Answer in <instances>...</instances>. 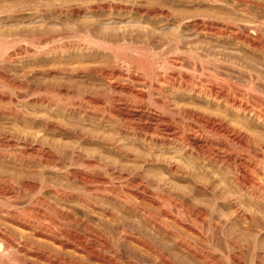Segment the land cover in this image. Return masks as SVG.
<instances>
[{"label": "bare ground", "instance_id": "obj_1", "mask_svg": "<svg viewBox=\"0 0 264 264\" xmlns=\"http://www.w3.org/2000/svg\"><path fill=\"white\" fill-rule=\"evenodd\" d=\"M125 17L153 30L102 27ZM17 18L24 37L0 28V264H179L162 240L264 264V0H0V25Z\"/></svg>", "mask_w": 264, "mask_h": 264}, {"label": "rangeland", "instance_id": "obj_2", "mask_svg": "<svg viewBox=\"0 0 264 264\" xmlns=\"http://www.w3.org/2000/svg\"><path fill=\"white\" fill-rule=\"evenodd\" d=\"M83 17V19H85L84 17H85V15L84 16H82ZM56 18V17H55ZM54 18V16L52 17H49L48 19L49 20H51L49 23H47L46 25H48L47 27H46V25L45 26H43V27H45L47 30H49V32L50 31H52V30H54V32H55V30L57 31V29L58 28H61V29H63V28H68V30H70V28L71 29H73V31H74V29H75V31H76V29L77 28H75V27H77L78 25H76L75 23H73L72 21H69V22H72V23H69V22H67L66 20H62V21H56L57 19H55ZM18 19V20H17ZM17 19H14V20H8V21H3V24L5 25V26H7V27H4V26H2V25H0V28H2L4 31L6 30L7 31V36H8V39L10 40V38H11V40H13L14 38L16 39H18L19 37H24V35H26L27 33L25 32V31H27L28 29H26V28H30V26L28 25V21L27 20H24V19H22L21 18V20H20V18H17ZM54 19V20H53ZM123 19V20H122ZM125 19V20H124ZM121 20V21H120ZM128 20V21H127ZM10 21H12V22H10ZM13 21H14V23H13ZM52 21H53V23H52ZM56 21V22H55ZM8 22L10 23V24H8ZM18 22V23H17ZM22 22H24V23H22ZM55 22V23H54ZM60 22V23H59ZM64 22V23H63ZM6 23H7V25H6ZM11 23H13V24H11ZM23 25L24 24V26H22L21 24ZM25 23H26V26H25ZM63 23V25L62 26H60L61 24ZM69 23V24H68ZM112 23V24H111ZM141 22H138V20H136V19H134V20H132V19H129L128 17H125V18H121V19H116V21H114V24H113V22L112 21H108V20H106L105 19V21H103V23H101L102 25H98L99 27H103L104 28V30L106 31H108V30H110V29H112V28H114V26H115V28L117 27V28H120L121 27V29H139L140 27V29H144V31L146 30H151L153 27L151 26V25H146L147 23H141ZM15 24H18V25H15ZM68 24V25H67ZM73 24V25H72ZM117 24V25H116ZM11 25V26H10ZM15 25V26H14ZM21 25V26H20ZM51 25V26H50ZM53 25V26H52ZM57 26V27H55V26ZM65 25V26H64ZM111 25H114V26H111ZM21 27V28H23V29H19L18 27ZM60 26V27H59ZM64 26V27H63ZM68 26V27H67ZM69 26H70V28H69ZM74 26V27H73ZM97 26V27H98ZM110 26V27H109ZM152 28H151V27ZM161 26H162V28H161ZM10 29H9V28ZM14 27V31L12 30V28ZM48 27H49V29H48ZM50 27H51V30H50ZM54 27V28H53ZM80 26H78V28H79ZM86 27V29H90V31H92L93 30V28H95V26H91V27H89V26H85ZM88 27V28H87ZM101 27V29L100 30H103V28ZM109 27V28H108ZM129 27H131V28H129ZM172 26L171 25H158V26H156V27H154V28H156V29H154L155 31H157V32H155L156 34H163V35H165L164 33L166 32V34L169 32L170 33V31H172V29H173V27L171 28ZM81 28V27H80ZM107 28V29H106ZM148 28V29H147ZM160 28V29H159ZM16 29H19V30H21V31H16ZM25 29V30H24ZM45 29V30H46ZM92 29V30H91ZM96 29H98V28H96ZM168 29V30H167ZM24 30V31H23ZM59 31H61L60 29H58ZM153 30V29H152ZM151 30V31H152ZM165 32H164V31ZM5 31V32H6ZM8 31H9V33H8ZM13 31V32H12ZM160 31H161V33H160ZM23 32V33H22ZM24 32H25V34H24ZM46 32V31H45ZM58 32V31H57ZM12 33V34H11ZM16 33V34H15ZM15 36H14V35ZM18 34V35H17ZM10 35V36H9ZM18 37H17V36ZM52 41V40H51ZM19 45V46H18ZM16 47H11V49L9 48L8 49V52H14V51H16V50H18V49H20L21 47L22 48H24L25 47V45H26V43H19ZM52 45H54L53 43H51L50 44V46H52ZM12 50V51H11ZM71 53H75V52H71ZM87 53V52H86ZM157 54V53H156ZM102 56H104V57H102ZM99 55L98 57L99 58H101L100 60H99V58L97 59V62L98 63H100L101 65H103L104 64V67H107V68H115L116 70H127L126 68H127V64L125 65V63H121V62H119V63H115V61L114 60H112L113 58L112 57H110V56H106V54L105 55ZM106 56V57H105ZM156 55H154L153 57L150 55V57H149V61L151 62V64H152V66H151V68H150V71L154 74V73H156V75L157 74H159L160 72L162 73V71H163V67H165L164 66V61H167L168 59H169V57L167 56V55H159V54H157V56L155 57ZM159 56V57H158ZM166 56H167V58H166ZM110 57V58H109ZM105 58V59H104ZM130 59V58H129ZM139 59V58H138ZM138 59H137V62H138ZM140 61V60H139ZM153 62H154V64H153ZM159 62V63H158ZM103 63V64H102ZM158 65H157V64ZM156 64V65H155ZM162 64V65H161ZM114 65V66H113ZM110 66V67H109ZM112 66V67H111ZM158 66H160L159 68H158ZM163 66V67H162ZM119 68V69H117V68ZM162 67V68H161ZM169 68V67H168ZM167 68V69H168ZM162 69V70H161ZM160 71V72H158V71ZM170 70V69H169ZM168 70V71H169ZM140 70H137V71H135V73H134V75L136 76V77H139V76H141L142 75V72H139ZM140 73H141V75H140ZM139 75V76H138ZM142 77V76H141ZM96 84H97V86H96V84L94 85L95 87H98V88H101V87H99V85H100V83H97V82H95ZM100 86H102V85H100ZM3 90H4V93L5 94H9L10 92L9 91H6L3 87H1L0 86V91L1 92H3ZM8 92V93H7ZM132 113H134V112H132ZM74 121V123L76 124V125H79L80 127H85L86 129H90V131L92 130V131H96V133H97V131H98V133H101L102 132V134H103V130H104V134H106V135H108L109 134V136L110 135H112V136H116V134H114L115 133V125H114V123H112V124H105V125H101V124H99V122L98 121H96V122H88V126L86 125L85 126V124L87 123H84L83 124V122H81L80 120H77L76 119V121L75 120H73ZM78 122H80V123H78ZM78 123V124H77ZM96 123V124H95ZM94 124V125H93ZM83 125V126H82ZM91 125V126H90ZM110 125H111V127H110ZM90 126V127H89ZM98 126V127H97ZM103 126V127H102ZM114 126V127H113ZM89 127V128H88ZM106 127V128H105ZM102 129V130H101ZM107 131V132H106ZM106 132V133H105ZM126 144V147L128 148V149H130L131 151H133V152H138V150L139 151H141V150H144L145 149V147H141V145H139L137 142L136 143H134L133 141L130 143V141H126L125 142ZM127 143H128V146H127ZM132 144V145H131ZM139 146V147H138ZM94 147V148H93ZM139 148V149H137V148ZM90 148H92V149H95V146H90ZM133 148V149H132ZM142 148V149H141ZM134 149H135V151H134ZM137 149V150H136ZM148 149V148H147ZM147 149H145L144 151H146ZM171 154H173V152H171L170 151V155ZM173 155H175V154H173ZM184 166L186 167L188 164H189V162H184ZM190 166H188V167H186V168H188V169H190V168H193L192 166V164L190 163L189 164ZM200 175V176H199ZM198 175V177L197 178H199V180H202L203 179V175L202 174H199ZM202 175V176H201ZM49 177V176H48ZM201 177V178H200ZM52 178V179H51ZM48 179V178H47ZM49 179H51L52 181H53V177H49ZM54 181H55V178H54ZM170 183H171V185H175L176 184V186L175 187H179V189H181V191H182V189H183V193L185 194L186 193V195H191L190 197H194V195L196 194V196L194 197V200H195V202H197L200 206H202V204H204V205H206V204H208L209 203V201L208 202H206L207 200L205 199V197L206 196H204L203 195V193L201 192L200 193V191H198V190H196V192H195V190H194V188L192 187V185L189 183V182H187V180H186V183H185V180L184 181H180V180H177L174 176H172L171 177V175H170ZM176 181V182H175ZM65 183V182H64ZM188 183L190 184V185H188ZM220 183H221V181H220ZM178 184V185H177ZM222 185H223V181H222V183H221ZM180 185V186H179ZM186 188V190H184L185 188ZM191 187V188H190ZM190 189V190H189ZM193 191H192V190ZM189 193H191V194H189ZM194 194V195H193ZM202 195V196H201ZM204 196V197H203ZM196 198V199H195ZM198 198H199V201H198ZM207 199H208V197H206ZM206 200V201H205ZM202 201H205V202H202ZM203 205V206H204ZM202 206V207H203ZM225 206H218L217 208H216V212H218L220 215H225L226 213H229L228 212V209L226 210L225 208H224ZM250 207V206H249ZM220 208V209H219ZM222 208V209H221ZM224 209V210H223ZM251 209H253L252 207H251ZM218 210V211H217ZM223 210V211H222ZM222 211V212H221ZM227 211V212H226ZM224 212H225V214H224ZM125 216V218L127 219V216L126 215H124ZM129 217V216H128ZM129 219V218H128ZM130 219H132L131 217H130ZM129 219V220H130ZM134 220H135V218H133ZM136 221H138L137 219H136ZM238 223H241V224H238ZM246 225H244V224H242V222L240 221V222H237V225L235 226V229L237 230V232L239 231V232H241L242 233V230H243V232H244V228L243 227H245ZM242 228V229H241ZM240 229V230H239ZM255 230L254 229H251V231L249 232L250 234L252 233V232H254ZM255 233V232H254ZM238 234H240V233H238ZM162 243H163V245L167 248L168 247V250H169V253H170V256H173L174 257V259H176V261H179L178 263L180 264H203L201 261H199V260H197L196 261V259L194 260L193 259V257H191V256H188L187 254H184V252H182V251H180V250H178L176 247V249L174 248V245H173V242H171V240L170 241H168V240H162ZM167 245V246H166ZM264 246V245H263ZM170 247V248H169ZM172 257V258H173ZM191 257V258H190ZM194 260V261H193ZM205 264V263H204ZM246 264H248V263H246Z\"/></svg>", "mask_w": 264, "mask_h": 264}]
</instances>
